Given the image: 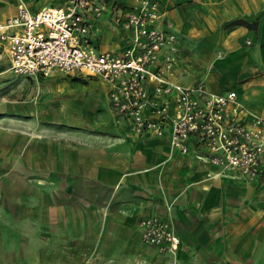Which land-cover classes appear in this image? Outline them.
I'll return each mask as SVG.
<instances>
[{
	"label": "crops",
	"instance_id": "crops-1",
	"mask_svg": "<svg viewBox=\"0 0 264 264\" xmlns=\"http://www.w3.org/2000/svg\"><path fill=\"white\" fill-rule=\"evenodd\" d=\"M25 2L36 10L62 0ZM135 3L108 0L124 11ZM16 6L0 0V22ZM160 12L156 25L178 38L174 80L235 90L246 111L264 116V0H160ZM236 19L257 20V32L229 24ZM98 24L96 47L128 45L109 12ZM244 38L250 47H240ZM1 64L9 65L5 53ZM50 76L51 113L0 115V264H40L46 240L67 264L133 256L143 246L139 221L153 215L179 236L180 264H264V179L222 173L194 140L186 153L172 148L168 131L132 134L96 77Z\"/></svg>",
	"mask_w": 264,
	"mask_h": 264
},
{
	"label": "built area",
	"instance_id": "built-area-1",
	"mask_svg": "<svg viewBox=\"0 0 264 264\" xmlns=\"http://www.w3.org/2000/svg\"><path fill=\"white\" fill-rule=\"evenodd\" d=\"M106 12L129 35L121 52L92 43ZM160 16V0H136L127 11L117 4L109 8L108 0H62L36 10L17 0L16 12L0 22V55H7L16 75L47 76L57 70L100 78L132 134L168 131L172 148L186 153L194 140L221 172L264 179V116L246 111L235 90L220 93L204 81L176 82L178 38L156 25ZM140 227L145 243L172 252L180 243L172 224L158 215L143 218Z\"/></svg>",
	"mask_w": 264,
	"mask_h": 264
},
{
	"label": "rangeland",
	"instance_id": "rangeland-1",
	"mask_svg": "<svg viewBox=\"0 0 264 264\" xmlns=\"http://www.w3.org/2000/svg\"><path fill=\"white\" fill-rule=\"evenodd\" d=\"M252 43V39L244 38L243 41L241 40V42H239V45L242 48H247L250 47ZM224 54L225 53L220 50L216 53V56L221 57ZM51 77L52 76L50 75L38 77L16 75L12 73L7 66L1 64L0 115H15V117L26 118L30 117L29 115L32 111L38 112L39 116H45L47 115V113H51V108L55 105V77ZM97 80V85H102L101 89L104 90L106 84L100 78H98ZM235 85L238 86V83ZM108 99L110 101L109 90ZM28 106H33L34 109L26 108ZM224 172L225 171H223L222 173ZM231 175H234V177H242L244 179H248L236 173ZM52 239L55 241V237ZM140 242L143 246H141V248L138 249L137 254L133 256L125 255L123 256V258H121V256L114 254L111 258L107 259L102 257H92L90 258L91 260L89 262L86 261L87 263L85 264H180L177 257L179 245L177 249L172 252L166 249H161L154 244L145 243L141 240V238ZM37 248L39 249V246ZM37 248L34 247V249ZM95 255L96 254H93L92 256ZM58 258L59 260H55V243L46 240L44 251L38 254V261L40 262V264H67V260H65L64 258H61L60 256H58Z\"/></svg>",
	"mask_w": 264,
	"mask_h": 264
},
{
	"label": "trees",
	"instance_id": "trees-1",
	"mask_svg": "<svg viewBox=\"0 0 264 264\" xmlns=\"http://www.w3.org/2000/svg\"><path fill=\"white\" fill-rule=\"evenodd\" d=\"M229 24H244V25H247L249 27H253L254 31L257 32V24H258L257 20H255L252 23H248L245 20L236 19V20H233V21L229 22Z\"/></svg>",
	"mask_w": 264,
	"mask_h": 264
}]
</instances>
